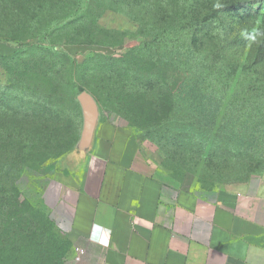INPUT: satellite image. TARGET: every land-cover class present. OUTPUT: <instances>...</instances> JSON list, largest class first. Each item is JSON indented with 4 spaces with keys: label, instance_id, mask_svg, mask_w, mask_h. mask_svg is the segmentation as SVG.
Here are the masks:
<instances>
[{
    "label": "rangeland",
    "instance_id": "rangeland-1",
    "mask_svg": "<svg viewBox=\"0 0 264 264\" xmlns=\"http://www.w3.org/2000/svg\"><path fill=\"white\" fill-rule=\"evenodd\" d=\"M87 1L47 0L42 8L8 9L5 15L14 21L0 27L6 35L0 36V264H67L70 257L68 238L53 225L44 206L28 198L21 183L47 166L68 169L76 164L83 152L79 147L83 121L76 122L64 98L37 99L17 91L22 52L29 51L32 43L45 47L52 39L62 53L78 60L82 72L78 84L92 96L96 90L98 97H93L101 114L132 127L136 138L147 145L151 172L168 183L219 189L264 175L262 140L240 145L209 130L199 143L180 113L166 109L162 80L169 71L167 82L177 91L182 78L180 56L174 51L191 28L194 37L203 39L194 49L197 54L209 53L218 60L236 54L232 66L243 71V77L232 84L254 81L264 86V0H106L115 1L114 10H105L97 22L70 17L74 5ZM7 17L1 15L0 20ZM23 24L34 40L10 37L23 32ZM162 27L163 47L173 55L164 72L160 66L143 64L144 71L157 74L132 73L122 63L132 78L126 83L111 78L117 64L106 56L125 54ZM41 52L39 48L35 53ZM57 62L61 70L70 67L69 58L58 57ZM46 82L47 91L55 87ZM61 87L70 92V85ZM12 184L18 194L11 191Z\"/></svg>",
    "mask_w": 264,
    "mask_h": 264
},
{
    "label": "crops",
    "instance_id": "crops-1",
    "mask_svg": "<svg viewBox=\"0 0 264 264\" xmlns=\"http://www.w3.org/2000/svg\"><path fill=\"white\" fill-rule=\"evenodd\" d=\"M150 167L132 127L99 112L76 164L47 166L21 189L68 238L67 264H264V175L194 188Z\"/></svg>",
    "mask_w": 264,
    "mask_h": 264
},
{
    "label": "trees",
    "instance_id": "trees-1",
    "mask_svg": "<svg viewBox=\"0 0 264 264\" xmlns=\"http://www.w3.org/2000/svg\"><path fill=\"white\" fill-rule=\"evenodd\" d=\"M46 2L47 0H6V6L3 3L0 4V17L4 15L6 18L5 12L8 9L25 11L31 5L35 8L37 6L42 8ZM105 2L107 1L88 0L84 5H74L70 17L85 18L89 23L97 22V18L105 10H114L115 1L112 3ZM29 20L31 19H27V21ZM13 21L14 19L9 17L6 20H0V27L6 26L7 23L12 24ZM23 25V32L11 34L10 37L19 41L34 40L35 36H29L26 33L29 26ZM16 28H19V25ZM0 36H6L1 29ZM194 36L190 28L183 34L181 45L177 51H174L180 56L178 60L182 78L176 92L170 89L167 82L169 71L164 72L163 70L164 66L169 65V61L173 60L172 52L163 47L166 41V31L163 27L158 28L153 35L135 45L125 54L106 56V59L117 64L111 70L110 76L124 83L130 77L132 78L122 63H127L128 69L132 73L141 71L142 75L157 74L154 71H144L141 68L143 64L160 66L164 72V76L161 78L167 89L166 109L168 111L177 110L180 113L184 124L194 128L196 136L200 139L199 143L204 141L205 135L209 136L207 134L209 130L210 132L213 130L212 132L227 136L231 142H237L240 145L245 143L249 145L250 140H262L264 145V86H258L254 81H250L248 84L243 83V81L232 84L235 79L243 77V71H239L236 65L232 66L236 54L226 55L224 60H221L220 57L219 60L216 59L218 56L212 59L209 53L201 56L194 49L200 47L199 42H202L203 39ZM69 42L74 43L75 41L70 40ZM45 43L47 44L45 47H39L38 44L32 43L29 45L31 47L29 51L22 52L24 54L21 64L23 69L16 73L17 80H19L17 81V86H19L17 91L20 92V95L22 93L37 99L44 96L51 97V95L61 100L64 98L67 108H70L76 117V122L81 123L83 112L77 95L86 87L78 84L82 80L79 77L82 72H78L79 62L72 56L62 53L60 47L57 43H53L52 39ZM39 48L43 52L35 53ZM49 56L51 59L48 58ZM58 57L70 59L69 69L61 70L60 66L57 67ZM250 57L251 55L248 60ZM256 57H259V53ZM0 58H3L1 54ZM227 62L229 66L225 65ZM248 63L250 62L248 61ZM104 78L108 79L106 76ZM46 81L55 83V87L47 91L43 86L44 83H47ZM65 84L71 86L70 92L61 87ZM91 92L93 96L98 97L96 90L93 89ZM175 96L176 101L174 100ZM261 153H263V147ZM3 168L4 172L7 173L5 167ZM11 191L14 194L19 193L13 184Z\"/></svg>",
    "mask_w": 264,
    "mask_h": 264
},
{
    "label": "water",
    "instance_id": "water-1",
    "mask_svg": "<svg viewBox=\"0 0 264 264\" xmlns=\"http://www.w3.org/2000/svg\"><path fill=\"white\" fill-rule=\"evenodd\" d=\"M78 99L83 112V128L79 147L80 149L85 150L91 141L99 116V109L94 97L86 91L81 92Z\"/></svg>",
    "mask_w": 264,
    "mask_h": 264
},
{
    "label": "built area",
    "instance_id": "built-area-1",
    "mask_svg": "<svg viewBox=\"0 0 264 264\" xmlns=\"http://www.w3.org/2000/svg\"><path fill=\"white\" fill-rule=\"evenodd\" d=\"M76 250L80 253V254H83L84 253V249L80 248V247H77Z\"/></svg>",
    "mask_w": 264,
    "mask_h": 264
}]
</instances>
